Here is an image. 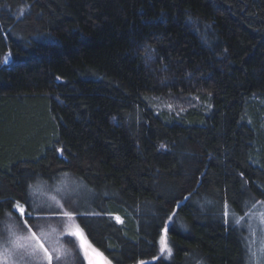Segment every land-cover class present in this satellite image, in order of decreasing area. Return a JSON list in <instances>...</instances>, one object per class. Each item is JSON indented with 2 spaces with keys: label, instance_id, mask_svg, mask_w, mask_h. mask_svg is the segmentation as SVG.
I'll return each instance as SVG.
<instances>
[{
  "label": "trees",
  "instance_id": "1",
  "mask_svg": "<svg viewBox=\"0 0 264 264\" xmlns=\"http://www.w3.org/2000/svg\"><path fill=\"white\" fill-rule=\"evenodd\" d=\"M260 203L264 0H0L6 264H48L28 227L52 264H248L225 206Z\"/></svg>",
  "mask_w": 264,
  "mask_h": 264
},
{
  "label": "rangeland",
  "instance_id": "2",
  "mask_svg": "<svg viewBox=\"0 0 264 264\" xmlns=\"http://www.w3.org/2000/svg\"><path fill=\"white\" fill-rule=\"evenodd\" d=\"M11 61L10 54H7L4 60ZM41 183V182H40ZM38 183L30 189V198H32V206L34 209H41L45 211H55L60 208V204L57 203L61 198H67L70 194V183L51 182ZM55 197V199H53ZM17 212H19L17 210ZM20 213V212H19ZM234 220L237 225L242 222L244 224L245 235L248 243V264H264V203L257 204L252 207L245 219L240 216H234L229 213L227 216ZM237 220L240 222L237 223ZM8 252L4 256L7 259H11L12 255L14 260L20 259V248L16 245L6 247ZM12 254V255H11ZM94 264H98L95 258V254L90 259ZM102 260V259H101ZM103 264H107L103 261Z\"/></svg>",
  "mask_w": 264,
  "mask_h": 264
},
{
  "label": "snow or ice",
  "instance_id": "3",
  "mask_svg": "<svg viewBox=\"0 0 264 264\" xmlns=\"http://www.w3.org/2000/svg\"><path fill=\"white\" fill-rule=\"evenodd\" d=\"M4 62L6 63L7 62V59H5ZM53 199H55V197H53ZM185 199H187V197H185ZM57 203H59V201H57ZM13 207L15 209H17L20 212L21 215H24V208L21 206V204L19 202H17L15 205H13ZM225 208H226L225 216L227 217L229 215V213L227 211V205L225 206ZM28 215L30 216L31 213H28ZM64 215L65 216H70L71 213L64 212ZM169 219L171 220L172 217H169ZM117 220H119V217H117ZM239 222L240 221L237 220V223H239ZM25 226L28 227L27 226V221H25ZM28 232L31 233V237L30 238L32 240H35L36 243L39 245V248L38 249H33V252L31 253V255L39 257V254L40 253H43V258L48 261V264H52L53 255L49 253V250L47 248H45L43 244L39 243V240H38L36 234L34 232H32L31 227H28ZM73 235H80V233L79 232H75V233H73ZM4 243L5 244H8L10 242L7 241V240H5ZM81 247L83 248V244H81ZM89 247H91V246L89 245ZM165 248H167V244L164 241V239L162 238V249L161 250L163 251ZM92 251L95 254V256L100 257L102 259V256H101L100 253L96 252L95 249H93ZM6 252H8V249L6 247L4 248V252H0V264H6L5 259H3V255ZM85 255L87 256V252L85 253ZM56 259H59V257L57 256ZM89 264H94V262L92 260H90L89 261Z\"/></svg>",
  "mask_w": 264,
  "mask_h": 264
},
{
  "label": "water",
  "instance_id": "4",
  "mask_svg": "<svg viewBox=\"0 0 264 264\" xmlns=\"http://www.w3.org/2000/svg\"><path fill=\"white\" fill-rule=\"evenodd\" d=\"M96 260L98 264H103L102 260L99 257Z\"/></svg>",
  "mask_w": 264,
  "mask_h": 264
}]
</instances>
